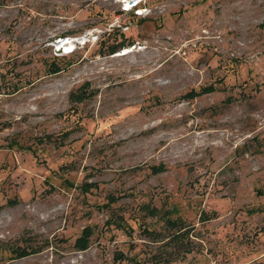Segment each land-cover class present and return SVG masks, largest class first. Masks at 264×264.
<instances>
[{"label": "rangeland", "instance_id": "rangeland-1", "mask_svg": "<svg viewBox=\"0 0 264 264\" xmlns=\"http://www.w3.org/2000/svg\"><path fill=\"white\" fill-rule=\"evenodd\" d=\"M120 1L0 0V264H264V0Z\"/></svg>", "mask_w": 264, "mask_h": 264}, {"label": "built area", "instance_id": "built-area-1", "mask_svg": "<svg viewBox=\"0 0 264 264\" xmlns=\"http://www.w3.org/2000/svg\"><path fill=\"white\" fill-rule=\"evenodd\" d=\"M120 10L126 15L131 13L132 15L139 17L146 15L149 11V7L147 5V0H122L120 1ZM119 20L120 19L116 16L114 21L108 25V29L118 27L126 30L128 28L127 24L124 22L120 23L118 22ZM99 33L98 30L89 29L77 36H64L57 38L53 45L52 54L53 56L60 57L74 52L78 47H83L87 43L93 44L98 40ZM126 50L127 49L122 50V54Z\"/></svg>", "mask_w": 264, "mask_h": 264}, {"label": "trees", "instance_id": "trees-1", "mask_svg": "<svg viewBox=\"0 0 264 264\" xmlns=\"http://www.w3.org/2000/svg\"><path fill=\"white\" fill-rule=\"evenodd\" d=\"M56 58L58 59L59 57L53 56V60L56 59ZM58 70H60V67L56 66L55 72L58 71ZM87 85L88 84L85 83V85H81L75 92H70L69 96H68L69 100L71 102H81L85 98H88L89 96H91L92 92L85 90V89H87ZM213 90H214V87L212 85H207V86L200 87L198 91L191 90L188 94H186V96H197L199 94L210 92V91H213ZM149 215H151V216L155 215V209L154 208L149 210ZM177 234H179V233H176V235ZM90 235H91L90 228L87 227V226L84 227L81 230L80 235L78 237H76V239L74 241L75 247L78 250L86 249L88 247L87 243H88V238H89ZM39 250H40L39 247H35V248L29 249V250H26L24 248H20V249L19 248H15V249H12L11 252H13L15 254V258H22V257H25L27 255L37 253Z\"/></svg>", "mask_w": 264, "mask_h": 264}, {"label": "bare ground", "instance_id": "bare-ground-1", "mask_svg": "<svg viewBox=\"0 0 264 264\" xmlns=\"http://www.w3.org/2000/svg\"><path fill=\"white\" fill-rule=\"evenodd\" d=\"M119 54H117V56H118Z\"/></svg>", "mask_w": 264, "mask_h": 264}, {"label": "water", "instance_id": "water-1", "mask_svg": "<svg viewBox=\"0 0 264 264\" xmlns=\"http://www.w3.org/2000/svg\"><path fill=\"white\" fill-rule=\"evenodd\" d=\"M60 52V51H59Z\"/></svg>", "mask_w": 264, "mask_h": 264}]
</instances>
